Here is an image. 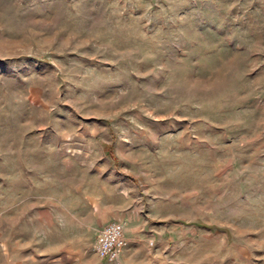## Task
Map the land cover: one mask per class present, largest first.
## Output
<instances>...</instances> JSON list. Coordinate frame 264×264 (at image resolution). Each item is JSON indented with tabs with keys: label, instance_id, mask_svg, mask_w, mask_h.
<instances>
[{
	"label": "rangeland",
	"instance_id": "1",
	"mask_svg": "<svg viewBox=\"0 0 264 264\" xmlns=\"http://www.w3.org/2000/svg\"><path fill=\"white\" fill-rule=\"evenodd\" d=\"M127 214L132 264H264V0H0V264Z\"/></svg>",
	"mask_w": 264,
	"mask_h": 264
},
{
	"label": "built area",
	"instance_id": "2",
	"mask_svg": "<svg viewBox=\"0 0 264 264\" xmlns=\"http://www.w3.org/2000/svg\"><path fill=\"white\" fill-rule=\"evenodd\" d=\"M123 228V221L113 220L98 230L92 249L99 259L108 262L118 261L119 252L126 245Z\"/></svg>",
	"mask_w": 264,
	"mask_h": 264
},
{
	"label": "crops",
	"instance_id": "3",
	"mask_svg": "<svg viewBox=\"0 0 264 264\" xmlns=\"http://www.w3.org/2000/svg\"><path fill=\"white\" fill-rule=\"evenodd\" d=\"M115 220L123 221V223H124L123 235L126 239V245L119 252L118 262L122 263V264H132L130 261V257H131L130 253L133 250L132 249L133 243H134L135 239H145V238L143 236H141L140 234L135 235V233H134L135 230L133 229V227L131 225L132 217L130 215L127 214V215L121 216ZM111 221H113V220H111ZM106 223L101 222L100 223L101 226L97 229V232ZM127 258H129V259H127ZM106 262H108V261H106Z\"/></svg>",
	"mask_w": 264,
	"mask_h": 264
}]
</instances>
